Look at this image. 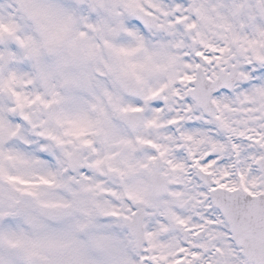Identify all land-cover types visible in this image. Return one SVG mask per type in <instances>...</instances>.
<instances>
[{"label":"snow or ice","instance_id":"obj_1","mask_svg":"<svg viewBox=\"0 0 264 264\" xmlns=\"http://www.w3.org/2000/svg\"><path fill=\"white\" fill-rule=\"evenodd\" d=\"M0 264H264V0H0Z\"/></svg>","mask_w":264,"mask_h":264}]
</instances>
